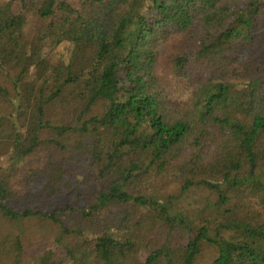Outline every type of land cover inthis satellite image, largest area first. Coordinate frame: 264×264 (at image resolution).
<instances>
[{
    "label": "trees",
    "instance_id": "1",
    "mask_svg": "<svg viewBox=\"0 0 264 264\" xmlns=\"http://www.w3.org/2000/svg\"><path fill=\"white\" fill-rule=\"evenodd\" d=\"M0 219L32 264H264V0H0Z\"/></svg>",
    "mask_w": 264,
    "mask_h": 264
},
{
    "label": "rangeland",
    "instance_id": "2",
    "mask_svg": "<svg viewBox=\"0 0 264 264\" xmlns=\"http://www.w3.org/2000/svg\"><path fill=\"white\" fill-rule=\"evenodd\" d=\"M69 44H62L59 48L60 52H67ZM26 172V168L22 173ZM75 174L80 173V167L76 164ZM28 176L30 179L23 178L25 183L31 182L30 175L23 174ZM34 188H32L34 193L38 192L39 185L36 182H33ZM29 190V189H27ZM183 206L187 202V198L181 201ZM6 220L0 219V240L4 236H12L8 244H0V264H16V260H20V264H32L34 259L43 253L46 247L49 246L46 236L47 229L39 225V222H18L15 224H9L5 222ZM12 232V233H10ZM9 233V234H7ZM19 237L22 240V245L20 250H18L16 245V238ZM217 252L214 247L208 243H204L203 253L198 262V264H211L215 258ZM146 252L143 251L141 256H145Z\"/></svg>",
    "mask_w": 264,
    "mask_h": 264
}]
</instances>
